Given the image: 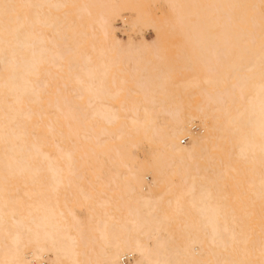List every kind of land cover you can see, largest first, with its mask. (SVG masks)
<instances>
[{"label": "rangeland", "instance_id": "rangeland-1", "mask_svg": "<svg viewBox=\"0 0 264 264\" xmlns=\"http://www.w3.org/2000/svg\"><path fill=\"white\" fill-rule=\"evenodd\" d=\"M86 1L90 3L91 12L88 20L82 19L80 22L72 23L63 18L59 26L63 32L68 30L67 42L76 52V59L81 62L82 55L88 52L93 64L98 63L95 51L99 40L96 19L102 14L110 19L114 36L121 46L126 48L132 45L136 50V57L120 63L119 66L124 68L123 83L119 81V72L113 71L110 75V84L113 87L120 85L121 89L108 101L100 99L97 95H89L85 87L87 83L79 82L78 71H70L65 61L61 62V66L50 68L46 74L42 72V76L47 80V87L46 92L41 93L37 100L23 97L17 101L16 97L19 94L16 89L0 93V154L20 157L22 152L29 150L32 143L39 142L45 156L42 158L36 156L33 162L31 161L32 165L43 170L51 160L57 161L64 169L63 152L72 149L76 165L81 164L82 172L81 177L72 178L69 184L62 176L61 184L55 190L48 185V179L43 174L34 183L8 175L7 178H0L1 194L4 196L2 200L9 202V197H14L27 201V194L34 188L38 190L39 199L48 201L56 211L59 208L64 209L63 201L69 207L86 206L93 216L86 218V215H83L80 222L92 226L97 217L93 206L98 207L95 201L99 199V195L130 203L141 194L154 197L159 190H164L165 197L171 200V206L181 223L186 216L198 222L199 214L195 203L202 197L199 185L208 184L213 194L216 190L218 192L213 198L204 197L201 200L205 204H210L214 199L220 203L225 215L242 218V222L249 226L250 238L256 239L254 243L249 241L245 264H262L264 195L258 196L254 193L257 184L252 169H246L247 164L234 162L236 156L234 141H226L220 149V159L210 158L206 164L203 162L193 164L184 157L174 156L162 142L145 143L140 133L135 135L130 131L127 121L130 117H142L146 124L150 122L153 124L148 126L147 135L149 133L155 135L157 130L169 133L172 127L176 126L169 113L174 105L180 103L184 114L192 112L193 105L201 101L206 90L217 92L221 86L226 87L228 91L231 113L241 111L247 99L255 95L251 85L264 79L260 76L250 77L247 87L243 88L229 66L233 61H239L238 72L248 74L247 59L251 52L244 51L242 45H248L252 51H259L261 49L259 41H264V33H256L239 21L243 4L219 8L216 0H100L99 11L95 13L93 1ZM22 3L23 0H0V6L6 15L8 11L18 12ZM260 11L264 14V4L260 6ZM245 17L248 21V17ZM12 25V21L0 15V35L10 38L8 32ZM72 27L78 32L73 33ZM42 31L47 38L56 35L50 28L44 27ZM226 32L229 33L228 38ZM1 46L10 48L7 43H2ZM5 53L0 52V56ZM184 60L188 61L187 66L184 65ZM263 67L260 65L258 68ZM169 69H172V73ZM213 78L221 81L216 85L206 81ZM194 81L202 87V90L200 88L202 93L195 87ZM88 83L95 85L96 79L92 78ZM76 93H82L80 98L75 96ZM235 95L240 101L237 107L234 105ZM73 100H81L89 108H102V104L112 105L117 109L119 117L113 123H105L97 116L82 121L77 115H73L71 104ZM134 104L137 106V116L130 111ZM219 115L228 125L236 126L231 125L223 113L220 112ZM122 121L126 123L123 126V134L116 137L113 132L117 131ZM102 127L112 130V133L98 136L97 132L102 131ZM20 129H24L25 135L17 139L9 134ZM192 130L200 131L197 122L193 123ZM188 139L187 136H183L179 141L180 145L186 144ZM96 140L104 141L110 149L105 154L86 157L83 154L86 145ZM133 143L139 144L135 150L132 148ZM141 144H145L147 149H153L157 155L163 154L169 165L163 166L161 162H157L155 163L157 170L149 171L148 167L152 165V161H147L151 160L149 152L146 148H141ZM82 158L85 161L81 162ZM253 160L251 167L258 168L263 173L264 165L259 162V153H256ZM215 168L223 171V177H215ZM233 171H237L236 179L231 176ZM126 181L134 187L129 194L126 193ZM192 182L195 184L190 189ZM80 190L88 193L94 202L90 199L83 200ZM61 218L65 221L67 213L63 212ZM3 220L5 225L12 223L6 213ZM28 224L30 230L37 229L32 222ZM69 232L76 234L73 228H70ZM193 232V229L177 228L181 241L187 234L190 237ZM207 238L205 232L202 240L206 241L203 247L206 256L203 257L202 263L208 256L210 259L207 264H234L231 259H236L238 255L232 248L218 251ZM3 246L6 247L4 244ZM34 251H37L36 246ZM33 258L31 263L23 254L15 253V260L9 261L4 252L0 251V264L45 263L37 260L36 255ZM122 258L119 260L120 263L128 264V261H122ZM63 262L65 259L54 264Z\"/></svg>", "mask_w": 264, "mask_h": 264}, {"label": "bare ground", "instance_id": "bare-ground-1", "mask_svg": "<svg viewBox=\"0 0 264 264\" xmlns=\"http://www.w3.org/2000/svg\"><path fill=\"white\" fill-rule=\"evenodd\" d=\"M92 1L95 13H98L100 0ZM216 2L219 8L243 4L239 21L256 33H264V14L260 11L264 0H216ZM89 4L86 0H23L18 12L8 11V15L0 6V15H4L13 23L8 32L10 38L0 35V52L7 51L0 56L2 65L0 93L16 89L19 94L16 97L17 101L23 97L37 100L41 93L46 92L47 87V80L42 76V72L46 74L50 68L61 66V62L65 61L70 71H78V81L87 83L85 87L89 95H97L104 101L113 99L121 86L113 87L110 84V75L117 71L120 83L125 81L124 68L119 65L127 59L136 57L135 48L132 45L126 48L121 46L114 36L110 19L102 14L96 19L99 40L95 51L99 61L93 64L87 52L82 55L79 62L76 59V52L67 42L68 30L63 32L59 29L63 18L72 23L80 22L82 19L88 20L89 14L91 15ZM245 16L248 17V21ZM44 27L50 28L56 34L55 37L47 38L42 31ZM75 31L76 29L72 27L73 33L78 32ZM228 36L229 33L226 32V37ZM2 43H7L10 48L1 46ZM259 45L261 47L259 51H252L248 45H242L244 51L251 52L247 59L248 74L238 72L239 61H233L229 66L243 88L247 87L250 77L260 76L264 79V67L258 68L260 65L264 66V41L260 40ZM183 63L185 66L188 65L187 60ZM169 72L172 73V69H169ZM92 78L96 79L95 85L88 83ZM206 81L216 85L221 80L213 78ZM194 85L202 93V87L197 81H194ZM220 88L217 92L206 90L201 101L193 105V111L187 114L183 113L180 103L174 105L169 113L176 126L172 127L169 133L157 130L155 135L152 133L147 135L148 126L153 124L152 122L146 124L142 117H130L127 126L133 134L140 133L145 143L162 142L174 156L184 157L193 164L198 162L206 164L210 158L220 159V149L226 141H234L236 153L234 162L247 164L246 169H252L257 184L254 193L258 196L264 195V171L261 173L258 168L251 167L256 153H259V162L264 165V80H258L251 85L255 95L250 96L242 105V110L235 114L231 113V107L228 105L229 95L226 87ZM81 94L76 93L75 96L80 98ZM235 96L234 105L237 107L240 101L237 95ZM71 104L73 115H77L82 121L97 116L105 123H113L119 117L117 109L109 104H102V108H89L81 100H73ZM130 111L137 116L135 104ZM220 112L231 125L236 126L232 127L222 121ZM196 122L200 127L199 132L192 130V125ZM124 124L126 123L122 121L117 131L113 132L116 137L123 134ZM107 133H112V130L102 127V131L97 132V135ZM9 134L17 139L25 135V131L20 129ZM183 136L189 139L186 144L180 145L179 141ZM138 146L139 144H132L134 150ZM140 147L146 148L145 144H141ZM109 149L104 141L96 140L86 145L83 154L86 157L105 154ZM147 151L151 159L147 161H152V165L148 167L149 171L157 170L155 168L157 162H161L163 166L169 165L163 154L157 155L153 149ZM36 156L41 158L45 156L39 142L32 143L29 150L22 152L20 157L0 154V178H7L10 175L34 183L43 174L48 179V185L55 190L61 184L62 176L67 184L72 178L81 177V164L76 165L72 149L63 152L64 169L57 161L51 160L43 170L33 166L32 162ZM83 161L84 158L81 162ZM112 168L115 170L114 165ZM222 172L221 169L215 168V177H223ZM115 173L117 174L116 170ZM235 173L237 171L231 172V176L236 179ZM126 182V193L129 194L134 187ZM194 184L191 183L190 189ZM199 186L202 197L195 203L199 214L198 222L186 216L181 223L171 206V200L165 197L164 190H159L154 197L141 194L130 203L99 195V199L95 201L98 207L93 206L96 214L94 215L97 217L92 226L80 222L83 215H86V218L93 216L86 206L69 207L63 201L64 209L59 208L56 211L48 201L39 199L38 190L34 188L27 194V201L9 197L8 202L2 200L4 196L0 188V251L4 252L9 261H14L15 253H20L31 263L33 256L36 255L37 260L45 261L44 264H54L63 259H65L63 264H122L119 261L122 257H124L122 261H128V264H207L210 259L208 256L202 263L203 257L206 256L203 249L206 241L202 238L207 232L208 242L214 244L218 251L228 248L235 251L238 256L231 259L232 263L245 264L249 241L254 243L256 240L250 238L249 226L242 222L240 216L225 215L218 201L213 199L210 204H205L201 199L213 198L218 190L213 194L208 184ZM80 194L83 200L93 201L88 193L80 190ZM174 201L176 203L177 199ZM177 209L176 207V212ZM63 212L67 213L65 221L61 218ZM4 213L11 219V224L5 225L3 222ZM243 214L245 215V212ZM27 221L32 222L37 229L30 230ZM178 227L193 229L194 232L190 237L187 234L181 241L177 233ZM70 228L75 229V235L69 232ZM261 263L264 264V257Z\"/></svg>", "mask_w": 264, "mask_h": 264}, {"label": "built area", "instance_id": "built-area-1", "mask_svg": "<svg viewBox=\"0 0 264 264\" xmlns=\"http://www.w3.org/2000/svg\"><path fill=\"white\" fill-rule=\"evenodd\" d=\"M126 260V259H125Z\"/></svg>", "mask_w": 264, "mask_h": 264}]
</instances>
